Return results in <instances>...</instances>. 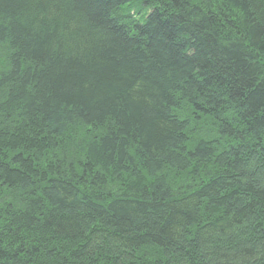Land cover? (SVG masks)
Segmentation results:
<instances>
[{"label": "trees", "instance_id": "1", "mask_svg": "<svg viewBox=\"0 0 264 264\" xmlns=\"http://www.w3.org/2000/svg\"><path fill=\"white\" fill-rule=\"evenodd\" d=\"M0 264H264V0H0Z\"/></svg>", "mask_w": 264, "mask_h": 264}]
</instances>
